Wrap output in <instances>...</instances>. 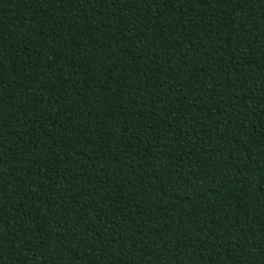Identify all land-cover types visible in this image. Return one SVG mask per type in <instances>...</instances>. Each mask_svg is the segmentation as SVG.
<instances>
[{
	"label": "trees",
	"instance_id": "16d2710c",
	"mask_svg": "<svg viewBox=\"0 0 264 264\" xmlns=\"http://www.w3.org/2000/svg\"><path fill=\"white\" fill-rule=\"evenodd\" d=\"M0 264H264V0H0Z\"/></svg>",
	"mask_w": 264,
	"mask_h": 264
}]
</instances>
